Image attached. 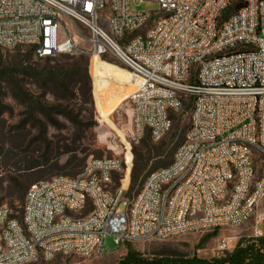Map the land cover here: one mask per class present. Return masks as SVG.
Returning <instances> with one entry per match:
<instances>
[{"label": "built area", "instance_id": "2783aa9c", "mask_svg": "<svg viewBox=\"0 0 264 264\" xmlns=\"http://www.w3.org/2000/svg\"><path fill=\"white\" fill-rule=\"evenodd\" d=\"M143 2L157 10L132 11L130 0H0V48L115 59L131 72L129 153L146 136L161 140L172 113L191 100L173 164L132 201L126 175L111 187L130 169L126 147L123 160L92 161L80 176L30 186L21 220L0 208V264L101 257L107 237L118 251L240 227L264 203V0ZM262 220L264 212L255 238L264 237ZM230 249L222 240L217 257Z\"/></svg>", "mask_w": 264, "mask_h": 264}, {"label": "rangeland", "instance_id": "374dc122", "mask_svg": "<svg viewBox=\"0 0 264 264\" xmlns=\"http://www.w3.org/2000/svg\"><path fill=\"white\" fill-rule=\"evenodd\" d=\"M130 8L132 11H154L157 5L130 0ZM17 48L24 51L33 49L29 45ZM15 49L0 48L3 55L0 59V208L7 207L13 216L21 220L23 203L30 186L57 177L80 176L92 161L111 158L123 160L127 146L118 132L123 134L129 144L132 107L127 99L113 113L111 121L118 132L108 131L105 127L104 132L108 131L110 136L104 142L100 141L92 60L70 55L45 59L34 57L31 66L24 70L10 65ZM104 62L128 71L115 59ZM73 65H87L88 82L82 76L68 73ZM190 113L191 100L188 98L179 112L172 113V127L161 140L153 142L146 136L132 147L130 189L127 194L129 201L134 199L151 174L173 163L178 148L186 140ZM133 173L136 182L132 181ZM125 175L124 168L123 172L113 176L112 189L120 186ZM263 212L264 203L240 227L188 234L161 242H138L118 251L113 238L107 237L101 257L58 256L48 263L33 264H117L128 251H137L145 256L162 253L216 258L217 247L224 239L229 240L231 248L224 254L233 252L240 241L256 239L254 227ZM257 228L264 235V220Z\"/></svg>", "mask_w": 264, "mask_h": 264}, {"label": "trees", "instance_id": "16d2710c", "mask_svg": "<svg viewBox=\"0 0 264 264\" xmlns=\"http://www.w3.org/2000/svg\"><path fill=\"white\" fill-rule=\"evenodd\" d=\"M235 7H239V4ZM232 10L233 8H230L228 12ZM17 47H15L16 49L12 52L13 60L10 65L16 68H23L24 70L28 69L31 66L32 59L34 57L37 58L34 48L30 51H24ZM2 57L3 55L0 53V59H2ZM61 68L64 71V68ZM60 71L61 69L58 70V72ZM68 73L72 76H82L83 80L86 82L89 80L87 65L84 67L73 65L72 68L68 70ZM136 180L137 178L133 173L132 181L136 182ZM117 264H264V237L240 241L233 252L224 254L222 257L202 259L196 255L193 257H182L177 254L162 253L145 256L137 251H128Z\"/></svg>", "mask_w": 264, "mask_h": 264}, {"label": "bare ground", "instance_id": "6f19581e", "mask_svg": "<svg viewBox=\"0 0 264 264\" xmlns=\"http://www.w3.org/2000/svg\"><path fill=\"white\" fill-rule=\"evenodd\" d=\"M92 76L95 82L94 98L96 103L97 112L99 114V140L103 141L110 136L108 131L118 130L115 128L111 121L113 113L122 106L132 93L135 83L131 72L122 70L112 64L101 61L99 59L92 60ZM131 117V113H129ZM108 131L104 132V128ZM103 130V131H101ZM128 152L126 159L128 163L131 162L132 155L129 153V144L121 132H118ZM130 181V169L126 174L123 186L127 187Z\"/></svg>", "mask_w": 264, "mask_h": 264}]
</instances>
